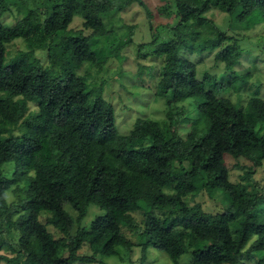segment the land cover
Masks as SVG:
<instances>
[{
    "label": "trees",
    "instance_id": "trees-1",
    "mask_svg": "<svg viewBox=\"0 0 264 264\" xmlns=\"http://www.w3.org/2000/svg\"><path fill=\"white\" fill-rule=\"evenodd\" d=\"M212 1L174 0V11L163 7L175 16L166 29L173 37L158 43L154 36L140 47L154 44L153 53L164 56L156 93L168 98L167 118H138L129 134H121L103 87L90 89L87 76L75 68L103 65L91 39L109 33L105 15L138 3L153 20L147 2L0 0V264H106L100 255H116L121 246L133 249L124 227L140 228L137 211L144 214L142 260L155 246L176 263L192 252L194 264H264V189L255 180L264 164V98L257 91L242 106L221 95L241 91L252 74L233 72L243 54L241 39L207 14ZM13 5L21 17L8 25L3 17ZM224 12L232 23L253 28L264 22V0H233ZM78 14L83 28L71 29ZM151 28L157 29L153 21ZM17 38L26 49L7 62V45ZM181 48L216 51L226 78L209 71L198 77L197 63L181 58ZM39 49L48 51L50 67L37 56ZM189 98L197 112L182 135ZM18 127L22 133L16 135ZM229 155L248 162L240 180L231 179ZM6 162L14 163L10 176ZM10 191L22 197L12 203ZM204 191L228 194V207L212 212L185 199ZM91 204L106 214L88 228L82 221ZM43 211L52 214L47 222ZM86 245L92 254L81 253Z\"/></svg>",
    "mask_w": 264,
    "mask_h": 264
},
{
    "label": "rangeland",
    "instance_id": "rangeland-1",
    "mask_svg": "<svg viewBox=\"0 0 264 264\" xmlns=\"http://www.w3.org/2000/svg\"><path fill=\"white\" fill-rule=\"evenodd\" d=\"M152 10L154 16L151 20L146 10L138 3L131 7L120 11H112L104 16L109 33L103 37H94L91 39V46L97 53L99 61L103 62L101 67L93 65L90 62L83 63L80 67L75 68L79 75H86L90 89L103 87L105 98L110 101L116 113V123L118 131L121 134H129L133 129L138 118H152L164 121L167 118L168 98L159 96L157 86L159 84V71L164 63V56H158L153 53L156 45L147 44L140 47L141 43H149L154 36H158V43L165 42L173 37L170 30H166L169 25L175 22L174 15L164 14V6L169 4L168 10L174 11V0H145ZM212 7L208 8L207 14L212 16L218 26L231 34L239 35L240 45L242 47L241 61L235 65L233 72L247 73L251 72L252 76L248 80L241 91L222 92V96L230 97L234 102L247 105L250 98L258 91L264 98V22L253 28H243L244 23L233 22L228 10L233 5V0H213ZM206 7H204L205 11ZM21 17L16 6H12V11L3 17V21L8 25H13L17 19ZM84 18L81 14L75 16L74 21L70 25L71 29L83 28ZM151 21L157 29L151 28ZM87 34H91V30H85ZM26 49L23 38H17L7 45V62H9L20 50ZM37 56L41 59L43 65L48 68L50 62L48 51L46 49L37 50ZM143 55V56H142ZM179 55L181 58L189 59L197 63L198 77H202L206 71L226 78L227 67L224 62L215 61L216 51L207 50L205 52H191L187 48H181ZM53 73H57L49 68ZM104 83V85H103ZM191 101V102H189ZM185 107L188 110V118L181 127L179 132L187 135L194 121L197 112V104L195 99L189 98L185 101ZM32 109L37 110L35 102H31ZM181 105V104H179ZM264 130V127H263ZM22 133V127H18L14 134ZM227 156L229 167L231 168V179L240 180L243 172L242 167L247 166L245 160H236ZM14 163L6 162L4 164L5 174L10 176L13 171ZM257 186L264 189V164L258 168L255 174ZM22 197V193L10 191L8 194L9 201L14 203ZM190 203L200 202L207 211L218 212L224 211L231 200L230 196L223 192H217L215 197H211L207 192L198 195H189L185 198ZM66 209L76 216L74 208L66 204ZM149 210L159 212V209L152 207ZM106 214V210L97 204H91L88 214L82 221V225L90 228L91 223L97 216ZM52 216L50 211H43L41 219L47 222ZM140 228L131 229L124 227L125 234L135 243L132 250L125 247L118 248L116 255H100L101 262L106 264H194L192 252L185 253L174 262L170 256L163 250L150 246L147 249V257L143 258L144 237H141L140 231L143 228L144 214L141 211L135 212ZM78 225L75 224L73 233H76ZM50 230L59 237L61 232L49 226ZM4 253V251L2 252ZM82 254H92L89 246H85L81 250ZM248 264H256L255 260H246ZM6 264V263H2ZM76 264H100V263H82Z\"/></svg>",
    "mask_w": 264,
    "mask_h": 264
}]
</instances>
